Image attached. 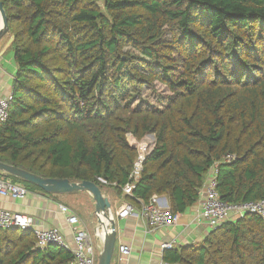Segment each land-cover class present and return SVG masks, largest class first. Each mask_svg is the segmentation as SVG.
Here are the masks:
<instances>
[{
  "label": "trees",
  "instance_id": "trees-1",
  "mask_svg": "<svg viewBox=\"0 0 264 264\" xmlns=\"http://www.w3.org/2000/svg\"><path fill=\"white\" fill-rule=\"evenodd\" d=\"M0 2L16 65L0 162L122 195L138 156L128 135H154L129 204L166 196L184 213L216 164L223 201L264 199V0ZM157 84L166 106L134 105ZM175 261L264 264V218L229 220ZM0 264L76 262L12 228L0 229Z\"/></svg>",
  "mask_w": 264,
  "mask_h": 264
},
{
  "label": "crops",
  "instance_id": "crops-1",
  "mask_svg": "<svg viewBox=\"0 0 264 264\" xmlns=\"http://www.w3.org/2000/svg\"><path fill=\"white\" fill-rule=\"evenodd\" d=\"M4 41H0V98L12 93L16 73L14 54L9 51L13 46L7 48ZM103 193L109 199L116 224V243L111 264H185L182 261H175L176 257L187 248H198L212 234L208 224L198 218L204 202V192L195 205L181 213L176 225L158 227L149 226L140 217L139 211L144 205L142 201H139V205H134L136 212L133 215L122 219L117 217V213L128 204L126 195L130 194L123 190V194L118 195L108 189L103 190ZM64 196L70 201H63L61 197ZM157 201H162L163 205L171 208L168 197L154 195L150 200ZM61 204L69 206L82 220L94 241L98 259L103 240L97 236V229L101 224L95 214L96 202L91 194L78 192L71 195H53L30 191L29 195L22 199L0 196V210L22 213L35 218L42 226L59 229L69 246L74 247L71 226L67 223L66 216L59 210ZM165 244H173V248L164 249ZM121 246L130 249V254L123 263L119 261Z\"/></svg>",
  "mask_w": 264,
  "mask_h": 264
},
{
  "label": "built area",
  "instance_id": "built-area-1",
  "mask_svg": "<svg viewBox=\"0 0 264 264\" xmlns=\"http://www.w3.org/2000/svg\"><path fill=\"white\" fill-rule=\"evenodd\" d=\"M13 99L12 93L0 98V123L7 121L9 118V107ZM132 137V136H131ZM149 138H154V135H149ZM155 140V138H154ZM154 144V142H153ZM149 145L144 143L140 146L139 161L135 164L134 171L131 174V182L127 184L123 190L127 194H132L134 183L140 178L143 171V162L146 155L151 151ZM235 156L229 154L225 156L224 162H232ZM218 164L211 168L208 173L204 192V202L202 210L198 216L208 224L211 231L214 232L222 227L229 220L242 217L246 214H256L264 218V199L260 201L242 202V203H228L220 198L218 192ZM30 191L20 184L13 183L3 177H0V196L13 199H22L28 196ZM162 201L149 202L144 204L139 211L140 217L151 227L158 226H174L179 222L180 213H175L168 205H163ZM59 210L66 216L67 223L71 226L73 233L74 247L69 246L65 240L63 233L54 227H45L37 223L35 218L24 215L22 213L9 212L7 210H0V229L18 228L33 232L36 237L37 245L44 248L48 245H59L69 250L73 256L76 264H97V254L94 241L88 233L85 225L79 216L72 211L67 205H59ZM136 212V207L133 204H126L119 212L117 217L127 218ZM115 219L114 215H111ZM111 225L106 227L99 226L97 229V236L104 239L107 233L112 232ZM164 249H172L173 244H165ZM130 249L120 247V263L125 261L129 256Z\"/></svg>",
  "mask_w": 264,
  "mask_h": 264
},
{
  "label": "water",
  "instance_id": "water-1",
  "mask_svg": "<svg viewBox=\"0 0 264 264\" xmlns=\"http://www.w3.org/2000/svg\"><path fill=\"white\" fill-rule=\"evenodd\" d=\"M0 39L9 32L7 15L3 4L0 2ZM0 172L19 178L32 185L38 186L47 194L65 195L78 192H86L92 195L96 202L95 214L101 226L111 225L112 232L107 233L103 239L102 250L98 256V264H111L116 243V224L115 219L111 217L113 212L108 197L102 189L94 182H72L69 179L45 178L13 165L0 162Z\"/></svg>",
  "mask_w": 264,
  "mask_h": 264
},
{
  "label": "rangeland",
  "instance_id": "rangeland-1",
  "mask_svg": "<svg viewBox=\"0 0 264 264\" xmlns=\"http://www.w3.org/2000/svg\"><path fill=\"white\" fill-rule=\"evenodd\" d=\"M0 26H1V19H0ZM5 40V41H4ZM0 41H4V46L7 48H10L12 46L13 39L10 37V35L6 34L4 37L0 39ZM10 53L14 54L13 48H10ZM171 96V93L167 91V89L157 84L154 89L147 88L145 90V95L143 96L141 101H136L135 106H150V107H164L167 105V97ZM149 135H146L142 140H136L134 137H131L128 135L127 141L129 142V145L136 149L138 152L137 159L135 161V164L139 161V156L141 154L140 152V146L141 144H148L149 149H151L154 144V138H149ZM17 184V183H16ZM203 192V191H202ZM74 194V193H73ZM71 195V194H68ZM63 201H70V199L67 196L61 197ZM98 264V263H97Z\"/></svg>",
  "mask_w": 264,
  "mask_h": 264
}]
</instances>
